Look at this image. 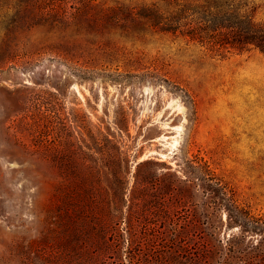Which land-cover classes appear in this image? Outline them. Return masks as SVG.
<instances>
[{"label":"rangeland","instance_id":"1","mask_svg":"<svg viewBox=\"0 0 264 264\" xmlns=\"http://www.w3.org/2000/svg\"><path fill=\"white\" fill-rule=\"evenodd\" d=\"M152 1L67 0L0 62V264H264V56L110 11Z\"/></svg>","mask_w":264,"mask_h":264},{"label":"trees","instance_id":"2","mask_svg":"<svg viewBox=\"0 0 264 264\" xmlns=\"http://www.w3.org/2000/svg\"><path fill=\"white\" fill-rule=\"evenodd\" d=\"M80 5V11H87L99 3L80 0ZM110 11H123L125 17H116L118 21L136 22L222 57L251 51L264 56V17H258L252 0H154ZM67 15V0H0V62H11L12 43L33 29L68 25Z\"/></svg>","mask_w":264,"mask_h":264}]
</instances>
